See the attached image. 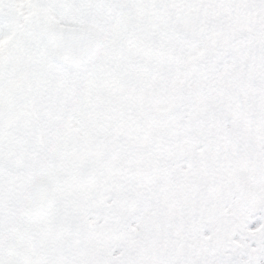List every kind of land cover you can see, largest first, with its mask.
<instances>
[{
	"label": "snow or ice",
	"instance_id": "6c2138e0",
	"mask_svg": "<svg viewBox=\"0 0 264 264\" xmlns=\"http://www.w3.org/2000/svg\"><path fill=\"white\" fill-rule=\"evenodd\" d=\"M0 264H264V0H0Z\"/></svg>",
	"mask_w": 264,
	"mask_h": 264
}]
</instances>
